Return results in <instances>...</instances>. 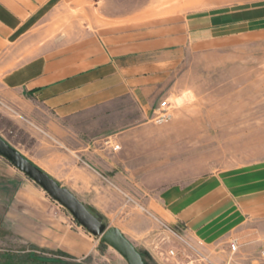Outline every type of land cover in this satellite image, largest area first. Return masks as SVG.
Returning a JSON list of instances; mask_svg holds the SVG:
<instances>
[{
    "label": "crops",
    "instance_id": "1",
    "mask_svg": "<svg viewBox=\"0 0 264 264\" xmlns=\"http://www.w3.org/2000/svg\"><path fill=\"white\" fill-rule=\"evenodd\" d=\"M104 12L103 0H0V132L6 128L13 148L141 254L157 258L161 221L185 227L219 259L239 226L264 219L260 186L229 173L227 187L214 177L155 191L154 146L140 150L155 138L139 129L163 95L156 54L166 51L153 40L133 42L138 32L103 21ZM228 191L243 194L236 213L220 206L231 205ZM0 206L4 231L34 251L78 261L103 249L100 237L1 157ZM236 235L238 246L252 249L264 238L253 228Z\"/></svg>",
    "mask_w": 264,
    "mask_h": 264
},
{
    "label": "rangeland",
    "instance_id": "2",
    "mask_svg": "<svg viewBox=\"0 0 264 264\" xmlns=\"http://www.w3.org/2000/svg\"><path fill=\"white\" fill-rule=\"evenodd\" d=\"M122 9L124 13L116 12ZM103 10H107L103 21L121 22L125 33L138 32L133 42L153 40L160 46L157 50L166 51L163 56L156 54L157 68L166 72L158 102L166 100L169 108L159 119L156 110L139 129L140 134L155 138V142L140 143L141 151L148 145L155 149V191L214 177L220 179V187H227L226 178L234 173L238 179L251 178V185L260 186L264 198V0H103ZM125 105L130 109V102ZM0 134L14 144L6 128ZM20 150L28 154L27 148ZM241 197L228 191L231 205L220 206L236 213ZM209 208L214 206L205 207L204 212ZM3 209L0 206V264H128L104 242L98 253L78 261L34 251L4 231ZM169 227L203 252L208 264H227L229 259L232 264H248L264 249V238H256L254 249L238 246L237 241L236 250L230 249L236 234L248 228L264 235V219L259 217L228 237L227 246L219 248L224 254L219 259L194 244L185 227ZM169 235L162 232L159 237ZM173 238L175 243L163 241L156 248L157 258L141 254L145 264L184 263L188 251ZM171 246L180 254L161 256L160 251Z\"/></svg>",
    "mask_w": 264,
    "mask_h": 264
},
{
    "label": "water",
    "instance_id": "3",
    "mask_svg": "<svg viewBox=\"0 0 264 264\" xmlns=\"http://www.w3.org/2000/svg\"><path fill=\"white\" fill-rule=\"evenodd\" d=\"M0 156L39 185L53 200L63 206L72 217L92 235L115 249L128 264H145L141 253L116 228H110L81 204L73 194L59 186L52 178L33 165L19 151L0 136Z\"/></svg>",
    "mask_w": 264,
    "mask_h": 264
},
{
    "label": "built area",
    "instance_id": "4",
    "mask_svg": "<svg viewBox=\"0 0 264 264\" xmlns=\"http://www.w3.org/2000/svg\"><path fill=\"white\" fill-rule=\"evenodd\" d=\"M1 104V101H0ZM169 108V103L166 100H163L159 103V106L157 108V116L156 118H163L166 115V109ZM115 148H118L117 146ZM130 200V199H128ZM142 211H144L146 214L148 211L144 208H142ZM149 214V213H148ZM160 229L162 232L169 233L170 236L176 237L183 243L184 247L187 249L185 251H188L187 254H184L183 258H186V261L184 263L179 264H208L209 260L207 256L201 252L199 249L195 248L193 245H191L188 241H186L181 235H179L176 231L171 229L169 226H167L165 223L159 221ZM162 232H160L162 234ZM160 242L167 241L169 238H164L163 236L160 237ZM237 248L236 240H231L230 249L232 251H235ZM161 256L164 258H176L180 251L177 247L171 246L170 248L166 249L165 251H160ZM248 264H264V249L260 250L257 255L251 259V261Z\"/></svg>",
    "mask_w": 264,
    "mask_h": 264
}]
</instances>
